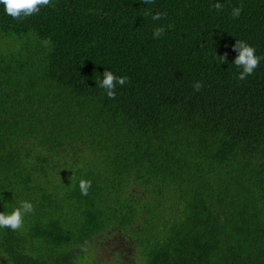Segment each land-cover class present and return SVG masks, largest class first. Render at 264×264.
I'll use <instances>...</instances> for the list:
<instances>
[{
  "label": "trees",
  "instance_id": "obj_1",
  "mask_svg": "<svg viewBox=\"0 0 264 264\" xmlns=\"http://www.w3.org/2000/svg\"><path fill=\"white\" fill-rule=\"evenodd\" d=\"M238 39L264 57V0L0 5V211L34 205L0 264H264V59L238 80Z\"/></svg>",
  "mask_w": 264,
  "mask_h": 264
},
{
  "label": "clouds",
  "instance_id": "obj_2",
  "mask_svg": "<svg viewBox=\"0 0 264 264\" xmlns=\"http://www.w3.org/2000/svg\"><path fill=\"white\" fill-rule=\"evenodd\" d=\"M153 2L154 0H143L145 4H151ZM51 4L52 0H0V5L4 6L6 14L17 21L38 14L41 7L50 6ZM214 7L220 10L223 8V5L217 2ZM242 9V4L234 7L232 9V17L238 18L241 15ZM143 15H151V10H145ZM162 18V13L152 15L153 20H160ZM163 33L164 28L157 27L153 32V36L154 38H159ZM43 44L48 45L49 41L44 40ZM233 47L238 52L234 60V65L236 68L240 69L237 79L243 81L254 73V70L259 66L260 60L264 59V57L256 55L255 48L243 40L238 39ZM216 59L219 63L225 62L227 53L223 56L217 55ZM102 76V79H96V84L106 91L109 99H115V89L118 85L122 87L128 82L126 76H117L113 71L108 69H105ZM202 87L203 84L200 81H196L193 84L194 91H199ZM90 187V180L81 179L79 181V189L82 195H88ZM33 211L34 205L27 200L21 201L19 206L15 207L10 212L0 211V228H10L13 231L20 230L24 225V217Z\"/></svg>",
  "mask_w": 264,
  "mask_h": 264
},
{
  "label": "rangeland",
  "instance_id": "obj_3",
  "mask_svg": "<svg viewBox=\"0 0 264 264\" xmlns=\"http://www.w3.org/2000/svg\"><path fill=\"white\" fill-rule=\"evenodd\" d=\"M112 247V244L110 243H107L106 245H104L102 248H106V249H103L104 251L101 252L102 253V257H105V260L106 261H111L112 257H113V254L112 252H109L108 249H110ZM130 255H128L126 258L129 259Z\"/></svg>",
  "mask_w": 264,
  "mask_h": 264
}]
</instances>
